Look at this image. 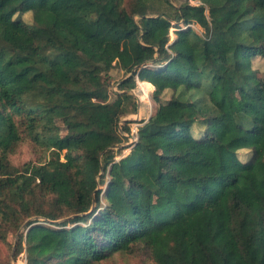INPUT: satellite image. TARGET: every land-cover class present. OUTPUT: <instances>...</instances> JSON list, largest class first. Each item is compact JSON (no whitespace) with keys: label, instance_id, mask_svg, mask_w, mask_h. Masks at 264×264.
Here are the masks:
<instances>
[{"label":"trees","instance_id":"obj_1","mask_svg":"<svg viewBox=\"0 0 264 264\" xmlns=\"http://www.w3.org/2000/svg\"><path fill=\"white\" fill-rule=\"evenodd\" d=\"M258 56L264 0H0V242L26 264H264ZM139 81L158 108L117 159ZM27 140L44 156L16 165Z\"/></svg>","mask_w":264,"mask_h":264},{"label":"rangeland","instance_id":"obj_2","mask_svg":"<svg viewBox=\"0 0 264 264\" xmlns=\"http://www.w3.org/2000/svg\"><path fill=\"white\" fill-rule=\"evenodd\" d=\"M182 0H170V2L174 5V6H178L180 4ZM193 3H197V0H191ZM162 10L165 9V11L167 10V7L164 6L163 8H161ZM151 12H153L154 10H150ZM179 25L186 29L188 27H192L195 32L199 33L200 35L204 34V30L201 28V26H199L198 24H191V25H185L182 22L179 23ZM179 28H175L172 27L171 32H170V40L173 42L176 38H177V34H176V30H178ZM80 54L83 57H88V53L85 50H80ZM253 65L256 69L260 70L261 72L258 73V78L261 82V84L264 86V58L263 57H256L253 59ZM128 76V75H127ZM124 77H126L125 73L120 70L119 68H115L112 69L106 76L105 79L108 82V85L110 87V90L116 91L118 90V83L121 79H123ZM141 90V81L138 82V86L137 88L133 89L131 92L135 94L137 101H138V111L137 113H132L127 115L124 120H130V125L132 127V133L128 134V133H124L126 136H128L129 141L127 143H125L128 148H126L122 153L118 154L117 159L122 158L123 156L127 155L130 152L131 146H133L135 144V142L138 139V127L142 124V120H148L149 117H151L153 114H155L157 108H158V104L152 99L151 94L153 92V86H152V90L149 92L148 96L144 99H141L139 92ZM235 98L238 99V95L235 93L234 94ZM166 98L169 97V93L167 95H165ZM60 125V133L62 135H64L67 131V128L65 127L64 124L58 122ZM195 131V130H194ZM189 133V128L188 127H183L180 128L178 130L177 135L178 136H182V135H186ZM134 136L136 137L134 140ZM152 143L154 145V147L158 150V151H162L163 150V144L161 143L160 140L158 139H152ZM44 156V151L35 146L31 141L27 140L24 141L18 151L12 156V160L16 165H21L24 162L28 161V160H36L40 157ZM240 156L242 158V160H247L248 159V152L242 151L240 153ZM108 181L101 185L99 188H101L103 190L102 193V201L105 203L106 199H105V192L106 189L108 187ZM96 206V205H95ZM94 206V207H95ZM101 210V208L97 211V213H99V211ZM39 218L38 219V223H43L52 227H58V225L56 224V222H45V220L41 217H36ZM62 220H59L58 222H61ZM26 224V223H25ZM25 224L22 226V231H27L28 227H25ZM70 225H68L69 227ZM20 229V230H21ZM19 230V231H20ZM18 231V233H19ZM17 241V234L15 233H10L8 236V242L9 245L4 244L3 242H0V256H2V258H7L12 256L11 261L12 264H26V253L23 252L21 253L18 257H13V251L15 249V242ZM98 264H155L153 261L151 260H145V257L140 258V257H135L133 255H128L126 253H115L109 260L107 261H102Z\"/></svg>","mask_w":264,"mask_h":264},{"label":"bare ground","instance_id":"obj_3","mask_svg":"<svg viewBox=\"0 0 264 264\" xmlns=\"http://www.w3.org/2000/svg\"><path fill=\"white\" fill-rule=\"evenodd\" d=\"M151 90H152V85L149 82L141 81V90L139 92L141 99L146 98Z\"/></svg>","mask_w":264,"mask_h":264},{"label":"water","instance_id":"obj_4","mask_svg":"<svg viewBox=\"0 0 264 264\" xmlns=\"http://www.w3.org/2000/svg\"><path fill=\"white\" fill-rule=\"evenodd\" d=\"M149 118H150V117H149ZM38 219H39V218H36V221H38ZM28 225H29V222H26L25 227H28ZM28 228H29V227H28ZM20 232H22V229L19 231V233H20ZM19 233H18V234H19ZM16 243H17V241L15 242V246H16ZM13 257H15V249H14V251H13Z\"/></svg>","mask_w":264,"mask_h":264},{"label":"built area","instance_id":"obj_5","mask_svg":"<svg viewBox=\"0 0 264 264\" xmlns=\"http://www.w3.org/2000/svg\"><path fill=\"white\" fill-rule=\"evenodd\" d=\"M135 138H136V137L134 136V140H135Z\"/></svg>","mask_w":264,"mask_h":264}]
</instances>
